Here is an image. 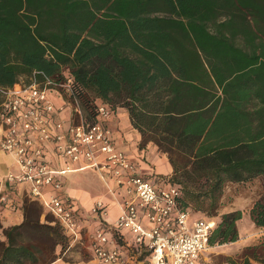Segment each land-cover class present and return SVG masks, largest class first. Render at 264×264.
<instances>
[{
    "label": "trees",
    "instance_id": "obj_1",
    "mask_svg": "<svg viewBox=\"0 0 264 264\" xmlns=\"http://www.w3.org/2000/svg\"><path fill=\"white\" fill-rule=\"evenodd\" d=\"M35 70L72 75L89 118L100 102L126 107L140 146L167 153L183 207L218 215L228 181L260 177L249 212L264 227V0H0V87ZM45 211L24 198L0 264L62 255L70 239ZM243 212H222L210 244L238 239ZM227 261L264 263V236Z\"/></svg>",
    "mask_w": 264,
    "mask_h": 264
},
{
    "label": "built area",
    "instance_id": "obj_2",
    "mask_svg": "<svg viewBox=\"0 0 264 264\" xmlns=\"http://www.w3.org/2000/svg\"><path fill=\"white\" fill-rule=\"evenodd\" d=\"M0 95V147L18 167L0 176L1 201L9 200L7 185L26 183L30 197L42 200L69 239H75L80 223L62 196L58 175L93 167L101 173L108 192L121 201L115 229L134 233L135 242L148 250V264H213L202 254L210 246L216 220L197 217L190 222L192 209L182 206L178 185L159 186L138 170V164L114 140L109 120L115 111L107 102L98 103L96 116L89 118L75 94L73 76L66 72L65 80H58L41 70H35L29 82L0 87ZM46 144L54 147L64 166L49 164ZM110 177L123 187L122 196ZM46 187L50 189L46 191ZM92 210L104 214V201L97 200ZM143 216L150 225L144 223ZM93 251L106 264L124 262L121 250L109 246L104 227L96 231Z\"/></svg>",
    "mask_w": 264,
    "mask_h": 264
},
{
    "label": "crops",
    "instance_id": "obj_3",
    "mask_svg": "<svg viewBox=\"0 0 264 264\" xmlns=\"http://www.w3.org/2000/svg\"><path fill=\"white\" fill-rule=\"evenodd\" d=\"M0 98L2 100L1 95ZM57 102H59V100ZM67 115H69V112H67ZM109 123L113 131L114 140L132 159L135 158L138 161V170L141 173L149 176L151 179L154 178L155 183L159 186L166 185L171 182L173 165L168 155L165 152L158 150L157 145L153 141L148 142L143 147L140 146L142 134L138 128L133 125L130 113L126 107H117L116 111L109 120ZM2 130L3 124L0 120V138ZM44 150L46 152L48 162L52 167L61 168L64 166L65 163H63L61 158L58 157L56 150L51 144H46ZM88 168L91 167L71 170L58 175L62 183H67L66 187L63 185L61 193L67 204L73 207L76 217L80 223V228L79 236L75 239H70L68 246L63 252V255H67V258L62 257L61 255L50 264H106L97 258L93 251L96 231L100 227H104L107 231L109 236V246L118 247L123 256H127L128 261L133 262L134 259L131 258H135L137 253L148 250L139 243L135 242L134 233L115 229L114 221L120 213L121 201L115 200L108 192V189H105L104 191L101 189L99 192L92 194V190H90L88 186H84L82 180H79L78 178H75V180L69 184L68 178L65 176L69 172L84 171ZM17 169L18 167L15 164L14 159L0 147V176L9 170ZM109 179L111 184L117 188L118 195L122 196L121 193L123 192V187L117 185L111 177ZM6 189L10 192L9 200H0V232L2 233L4 227L20 223L23 220L24 198L26 196H30L29 188L26 183L9 184L6 186ZM49 189L50 187L45 188L46 191ZM100 199L104 201L106 206L104 214L94 213L92 210L96 201ZM237 207L239 206L232 207L230 210L236 209ZM248 210L249 209L244 210L243 214ZM42 218H44V214L42 215ZM142 219L146 225H150L145 216H143ZM249 223V220L244 214L238 220L239 238L222 244H214L211 247L223 248V250L220 251H225L224 253L232 255L241 252L247 245L259 242L260 239L263 238L264 234H262L258 229L263 227L255 224L256 229L254 234L250 237H246L245 230ZM84 247L87 248V252L89 253V256L87 257H85L81 252ZM206 251L203 252L202 256L208 258ZM217 252H219V250H217ZM146 256L148 260H150L149 253H146ZM254 263L264 264L260 261H254Z\"/></svg>",
    "mask_w": 264,
    "mask_h": 264
},
{
    "label": "rangeland",
    "instance_id": "obj_4",
    "mask_svg": "<svg viewBox=\"0 0 264 264\" xmlns=\"http://www.w3.org/2000/svg\"><path fill=\"white\" fill-rule=\"evenodd\" d=\"M158 150L162 151L159 147H158ZM133 160L138 164V161L135 158ZM65 176L66 178H68L69 184H71V182L75 180V178L82 180L84 186H88V188L92 190L91 191L92 194L95 192L96 193L99 192L101 189L102 191H104L105 189L106 190L108 189V187L106 186L105 180L101 177V173L93 167L88 168L87 170H84V171L69 172ZM152 180L154 181V178H152ZM63 185L64 187H66L67 183L63 182ZM261 191H262V182H261L260 177H256L248 181H228L224 186L222 203L219 208L220 213L218 215H213L211 217H213L218 223L219 220L221 219V213L224 211L230 210V208L232 207L239 206L243 210L249 209L252 203L254 202V200L259 196ZM45 214H46V211L44 212V217H45ZM244 214H245V217L250 222L249 225L246 226L245 235L246 237L247 236L250 237L254 234L256 225L251 218L249 210L246 211V213ZM198 216L210 217V215L204 211L192 209L190 212V222L195 217H198ZM258 230L262 234H264V227ZM3 236L4 234L0 232V240L4 238ZM217 244H222V243H217ZM211 246L212 244H210L209 248L206 251L208 258L211 260V262L213 264H229L227 261V256L231 254L224 253L225 251H220V250H223V248H220V247L212 248ZM217 250H219V252H217ZM81 252L85 257L89 256V253L87 252V248L84 247ZM239 253L240 252L236 254H232V255L237 256ZM62 257L67 258V255H63L62 253ZM131 259H134L133 262L132 261L129 262L127 259V256H125L124 262L122 264H148L149 262L145 252L137 253L135 258H131Z\"/></svg>",
    "mask_w": 264,
    "mask_h": 264
}]
</instances>
